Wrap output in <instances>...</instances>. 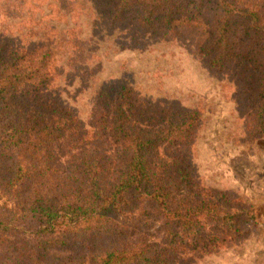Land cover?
<instances>
[{
	"label": "trees",
	"instance_id": "1",
	"mask_svg": "<svg viewBox=\"0 0 264 264\" xmlns=\"http://www.w3.org/2000/svg\"><path fill=\"white\" fill-rule=\"evenodd\" d=\"M88 1L135 46L148 35L197 34L205 67L250 83V134L264 127V0ZM46 5L50 18L71 17L75 4L0 5L22 35L0 34V188L14 201L0 206L1 244L10 234L33 237L34 251L21 264L65 250L63 264H177L212 253L225 242L221 233L236 234L240 213L230 215L224 199L214 200L196 180L192 148L202 112L147 104L117 82L96 93L84 126L61 102L59 83L87 86L100 66L73 28L53 27L49 41L37 40ZM57 50L66 52L63 69Z\"/></svg>",
	"mask_w": 264,
	"mask_h": 264
},
{
	"label": "rangeland",
	"instance_id": "2",
	"mask_svg": "<svg viewBox=\"0 0 264 264\" xmlns=\"http://www.w3.org/2000/svg\"><path fill=\"white\" fill-rule=\"evenodd\" d=\"M70 2L75 4L71 17L49 18L51 9L44 6L35 30L42 42L39 38L50 40L53 27L59 31L73 28L89 43L91 61L100 71L87 86L59 83L61 102L75 111L84 126L90 124L96 93L105 84L117 82L128 84L147 104L160 102L202 112L192 148L195 177L201 187L213 193L214 200L224 199L222 206L230 215L240 213L233 221L238 231L221 233L225 242L212 253L188 255L177 264H264V127L257 124L253 135L249 132L250 83L235 72L218 74L205 67L195 49L197 34L179 32L171 40L148 35L135 46L125 30L102 20L98 4ZM3 4L5 0H1ZM8 20L0 8V34L21 39ZM57 55L63 69L66 52L57 50ZM252 74L257 82V73ZM79 87L83 89L80 92ZM13 204L0 188V206ZM153 226L154 222L150 228ZM1 238L5 243L0 242V264H21L30 254L28 250L34 251L30 235L15 233ZM68 254L65 250L45 260L33 257L31 264H63Z\"/></svg>",
	"mask_w": 264,
	"mask_h": 264
}]
</instances>
